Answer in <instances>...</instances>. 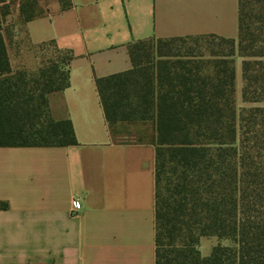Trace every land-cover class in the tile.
Returning a JSON list of instances; mask_svg holds the SVG:
<instances>
[{"label":"trees","instance_id":"obj_1","mask_svg":"<svg viewBox=\"0 0 264 264\" xmlns=\"http://www.w3.org/2000/svg\"><path fill=\"white\" fill-rule=\"evenodd\" d=\"M22 12L25 23L42 14ZM205 36L222 42L206 60L174 46ZM47 43L58 55L37 72L15 68L0 27V146L77 143L71 120L54 119L48 100L69 85L73 54ZM129 53L130 70L96 83L115 137L119 126L155 127V264H264V106L238 115L235 104L237 55L243 101L264 103V0H239L237 38L151 37ZM203 236L233 244L203 255Z\"/></svg>","mask_w":264,"mask_h":264},{"label":"crops","instance_id":"obj_2","mask_svg":"<svg viewBox=\"0 0 264 264\" xmlns=\"http://www.w3.org/2000/svg\"><path fill=\"white\" fill-rule=\"evenodd\" d=\"M42 2L25 27L32 44L73 54L69 85L48 100L77 143L0 146V201L9 204L0 209V264H155V127L148 140L138 130L117 140L96 80L130 70L129 45L141 39L237 38L239 0ZM235 69L238 78L242 59Z\"/></svg>","mask_w":264,"mask_h":264},{"label":"rangeland","instance_id":"obj_3","mask_svg":"<svg viewBox=\"0 0 264 264\" xmlns=\"http://www.w3.org/2000/svg\"><path fill=\"white\" fill-rule=\"evenodd\" d=\"M22 9L26 13H40L44 11V6L42 0H0V27L7 37L13 66L35 73L48 59L56 57L58 54L51 44L34 45L29 41L25 27L26 16L23 14ZM221 43L217 37L205 36L186 41H176L174 42V46L181 47L182 49H185L187 46H193L198 53L203 54L201 59L206 60L209 59L213 51L219 50ZM239 59L242 58L237 55L235 63ZM242 83V74H239L235 80V104L238 115L245 106H264V103L243 101ZM151 125L150 123L137 122L135 124L119 126L116 129V139L120 141L137 139L136 137H132V134H134L135 130H138V138L148 140V129ZM217 244L232 245L233 241L229 238H220L218 236H203L200 239L199 248L203 255H209Z\"/></svg>","mask_w":264,"mask_h":264},{"label":"built area","instance_id":"obj_4","mask_svg":"<svg viewBox=\"0 0 264 264\" xmlns=\"http://www.w3.org/2000/svg\"><path fill=\"white\" fill-rule=\"evenodd\" d=\"M76 204H77V205H79V203H78V202H77Z\"/></svg>","mask_w":264,"mask_h":264}]
</instances>
